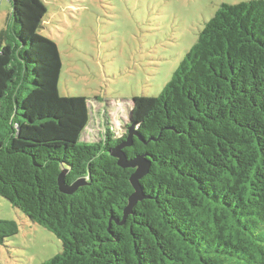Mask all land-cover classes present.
Masks as SVG:
<instances>
[{
    "label": "trees",
    "instance_id": "obj_1",
    "mask_svg": "<svg viewBox=\"0 0 264 264\" xmlns=\"http://www.w3.org/2000/svg\"><path fill=\"white\" fill-rule=\"evenodd\" d=\"M1 1V0H0ZM0 30V196L54 233L42 264H264V0L222 3L157 95L134 96L125 131L81 140L84 96L58 92L42 0H9ZM144 197L125 213L133 168ZM107 123V122H106ZM64 181L85 184L73 193ZM18 225L0 219V244Z\"/></svg>",
    "mask_w": 264,
    "mask_h": 264
},
{
    "label": "rangeland",
    "instance_id": "obj_2",
    "mask_svg": "<svg viewBox=\"0 0 264 264\" xmlns=\"http://www.w3.org/2000/svg\"><path fill=\"white\" fill-rule=\"evenodd\" d=\"M242 1L248 0H42L38 33L57 45L58 92L87 99L81 140L98 141L107 127L120 136L133 97L159 94L218 7ZM11 9L9 0L0 2V30ZM0 219L18 225L0 244V264H42L61 250L54 233L1 196Z\"/></svg>",
    "mask_w": 264,
    "mask_h": 264
},
{
    "label": "water",
    "instance_id": "obj_3",
    "mask_svg": "<svg viewBox=\"0 0 264 264\" xmlns=\"http://www.w3.org/2000/svg\"><path fill=\"white\" fill-rule=\"evenodd\" d=\"M134 127L135 123L131 122L127 127L128 134L124 141L110 150L111 156L117 159L116 163L119 167L134 169V171L129 176V182L133 188V192L128 197V204L125 207V213H129L136 202L144 197L143 189L139 180L141 177L148 173L150 167V161L146 159L144 155H136L133 158H128V156L122 150L124 146L132 145V137L134 135H138ZM65 174L66 169H63L58 176V187L61 192L65 194H71L79 186L85 184V181L83 179H78L70 185L66 184L64 181Z\"/></svg>",
    "mask_w": 264,
    "mask_h": 264
},
{
    "label": "crops",
    "instance_id": "obj_4",
    "mask_svg": "<svg viewBox=\"0 0 264 264\" xmlns=\"http://www.w3.org/2000/svg\"><path fill=\"white\" fill-rule=\"evenodd\" d=\"M1 1H2V0H1ZM1 1H0V2H1Z\"/></svg>",
    "mask_w": 264,
    "mask_h": 264
}]
</instances>
